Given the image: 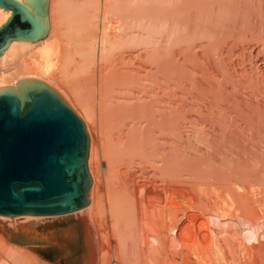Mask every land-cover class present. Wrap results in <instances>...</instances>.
Here are the masks:
<instances>
[{
  "label": "bare ground",
  "instance_id": "bare-ground-1",
  "mask_svg": "<svg viewBox=\"0 0 264 264\" xmlns=\"http://www.w3.org/2000/svg\"><path fill=\"white\" fill-rule=\"evenodd\" d=\"M50 19L0 56V90L40 80L80 114L91 201L60 237L37 227L56 215H0V264H264V0H50Z\"/></svg>",
  "mask_w": 264,
  "mask_h": 264
},
{
  "label": "water",
  "instance_id": "water-1",
  "mask_svg": "<svg viewBox=\"0 0 264 264\" xmlns=\"http://www.w3.org/2000/svg\"><path fill=\"white\" fill-rule=\"evenodd\" d=\"M0 56L12 41L51 34L50 0H0ZM90 135L72 105L47 83L23 78L0 90V215H61L89 205ZM10 240L35 244L34 238Z\"/></svg>",
  "mask_w": 264,
  "mask_h": 264
},
{
  "label": "rangeland",
  "instance_id": "rangeland-1",
  "mask_svg": "<svg viewBox=\"0 0 264 264\" xmlns=\"http://www.w3.org/2000/svg\"><path fill=\"white\" fill-rule=\"evenodd\" d=\"M89 93V91H87ZM76 111V110H75ZM77 112V111H76ZM79 116L80 114L77 113ZM81 117V116H80ZM82 118V117H81ZM83 119V118H82ZM84 121V120H83ZM57 217H47L44 218L41 222H39L38 226H44L49 228L54 236L60 237L64 231L68 230V227L74 223L75 215L73 214H63V215H56ZM73 222V223H72ZM1 224L6 225L7 229H10V226L6 223L0 221ZM103 232V230H102ZM67 240V239H66ZM9 242V241H8ZM11 243V242H10ZM14 244V243H13ZM37 246H45L44 244H36ZM47 247V246H46Z\"/></svg>",
  "mask_w": 264,
  "mask_h": 264
}]
</instances>
